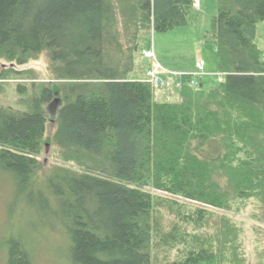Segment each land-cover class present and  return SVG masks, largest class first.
<instances>
[{
  "label": "trees",
  "instance_id": "16d2710c",
  "mask_svg": "<svg viewBox=\"0 0 264 264\" xmlns=\"http://www.w3.org/2000/svg\"><path fill=\"white\" fill-rule=\"evenodd\" d=\"M194 3L0 0V84L43 53L53 75L19 86L25 110L0 107V171L46 201L60 264H248L237 217L264 224V0H219L218 86L175 75L174 100L160 75L133 77L142 34L188 25ZM57 102L53 140L73 168L35 188ZM32 248L13 243L5 264H36Z\"/></svg>",
  "mask_w": 264,
  "mask_h": 264
},
{
  "label": "rangeland",
  "instance_id": "374dc122",
  "mask_svg": "<svg viewBox=\"0 0 264 264\" xmlns=\"http://www.w3.org/2000/svg\"><path fill=\"white\" fill-rule=\"evenodd\" d=\"M194 7L188 25L176 28L167 33L153 31L142 34L141 46L136 54V70L133 75L138 80H148L147 72L157 62L173 74L192 75L196 72L197 64L203 60L206 63L204 88L212 89L219 84L218 51L216 44L207 39L213 18L219 10V0H194ZM255 42L264 52V22L258 24ZM153 47L156 60L144 57V53ZM19 75L10 73L8 79L1 83L0 107H13L25 110L20 85L32 86L33 83L52 82L48 55L43 53L37 60L24 66H15ZM167 82L164 91H171L174 100L180 97L179 89L175 88L178 77L158 74ZM171 77V78H169ZM61 103L57 102L52 109L47 108L49 121L46 126L45 141L39 160L41 170L35 178V188L47 187L46 181L54 170L60 167L73 168L63 163L60 150L54 143L57 127V110ZM46 201L43 197H24L18 194L16 181L13 176L0 171V264H5L6 254L13 243L20 242L30 250L34 244L36 264H60V245L64 236L59 230L52 231L49 227H41L37 217L46 211ZM242 222L244 234L245 257L248 264H264V224L250 219L248 212L237 217ZM38 226V228H37Z\"/></svg>",
  "mask_w": 264,
  "mask_h": 264
},
{
  "label": "built area",
  "instance_id": "2783aa9c",
  "mask_svg": "<svg viewBox=\"0 0 264 264\" xmlns=\"http://www.w3.org/2000/svg\"><path fill=\"white\" fill-rule=\"evenodd\" d=\"M144 57L145 58H149V59H155L156 56H155V52H154V49L153 47L149 50H147L145 53H144ZM156 60V59H155ZM205 66H206V63L201 60L197 66H196V72L192 74L193 76V84H198V81L200 80V78L204 77L205 76ZM165 71L169 74H173V73H170L168 72L167 70H165L158 62L156 64V66L149 70L148 72V76L151 78V81L154 83L155 87H158L159 85H162L164 86V82L160 79V77L158 76V73L159 71ZM174 75H177V74H174ZM181 75V74H180ZM178 76V75H177ZM219 82H223L224 80V77L223 75H220L219 74ZM180 86V85H179Z\"/></svg>",
  "mask_w": 264,
  "mask_h": 264
}]
</instances>
